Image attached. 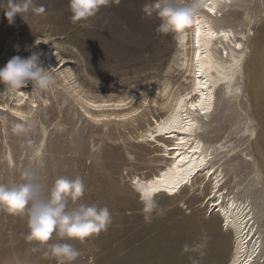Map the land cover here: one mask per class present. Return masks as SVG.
<instances>
[{
    "label": "rangeland",
    "instance_id": "374dc122",
    "mask_svg": "<svg viewBox=\"0 0 264 264\" xmlns=\"http://www.w3.org/2000/svg\"><path fill=\"white\" fill-rule=\"evenodd\" d=\"M154 3L113 0L74 24L69 0H0V68L14 56H29L38 40L43 51L52 48L57 58L74 62L67 67L85 94L103 96L110 104L132 95L136 106L144 105V118L134 127L111 125L101 131L57 88L47 95L49 103L36 98L33 124L0 112V183H20L25 170L36 172L48 187L59 177L79 176L85 194L78 203L110 211L107 230L84 243L49 241L78 249L81 255L73 264H201L208 257L199 248L202 236L213 239L220 228L203 196L191 200L187 190L175 200L157 198L146 211L129 186L133 176H148L157 168L146 156L151 146L135 145L152 119L165 115L154 107L157 88L167 80L174 92L188 87L174 64V33H158L155 11L151 16L144 11L145 4ZM221 12L214 24L231 26L240 40L246 32L248 58L236 87L234 77L216 87V110L199 118V136L216 158H223L230 196L250 201L264 238V0H239ZM230 153L235 156L229 158ZM28 234L27 216L0 210V264H57L51 249L28 240ZM221 240L223 264L231 257L233 240L230 235Z\"/></svg>",
    "mask_w": 264,
    "mask_h": 264
},
{
    "label": "bare ground",
    "instance_id": "6f19581e",
    "mask_svg": "<svg viewBox=\"0 0 264 264\" xmlns=\"http://www.w3.org/2000/svg\"><path fill=\"white\" fill-rule=\"evenodd\" d=\"M237 1L239 0H204V3L214 7V12L202 8L183 35L177 36L174 33L175 59L178 57L174 64L177 66V71L183 74L181 81L188 87H183L184 91L174 92V85L167 80L162 89L157 88L155 94L158 92V97L155 96L158 100L155 101L154 107L156 110H165V115L159 120L153 118L148 128L135 141V145L138 146H151L146 156L150 161V166L157 164V168L150 175H135L130 180L129 186L137 194L140 203L145 205L149 203L143 198L140 184H143L145 188H149L152 182L160 185L159 190L151 194V204L157 198L175 200L185 191L190 190V199L200 200L203 196V203H206L205 207L208 208L211 218L220 224L215 238L202 236L199 248L208 257L201 264H221L219 262L222 257L221 238H229V235L233 240L231 257L227 261L225 259L223 264H264V238L254 217L250 201L238 199L234 195L230 196L221 168L223 158H216L214 150L209 151L210 148L199 136L201 133L199 118H209L216 110L218 94L216 87L220 83L221 85L228 83V80L233 77L234 87H236V82H239L245 74V64L248 58L246 54L247 33H240L243 36L240 40L238 39L239 34L231 26L223 27L214 24L219 12L222 13V9L234 6ZM197 20L202 25L199 47H197L196 36ZM207 29H211L216 36L208 39L204 35ZM220 33L228 34L227 39ZM236 44H240L241 48H236ZM38 49L43 51V46L38 45ZM198 51L203 65L202 70L197 69L196 53ZM43 53L41 59L44 67L49 68L46 65V58L51 62L50 71L54 77V83L43 90L32 89L29 85L15 92H6L4 86L0 87L1 114H7L9 119L23 124H33L39 109L36 98L39 97L43 102L49 103L47 95L50 94L51 89L57 88L58 91H64L78 107L81 117L90 125L101 127L100 131L111 125L113 127H134L139 120L144 118V105L136 106L135 96L129 95L125 99L110 104L109 101L103 100V96L87 95L77 86L71 69L67 67L71 62L74 63L72 60L57 58L52 48L44 50ZM236 61H239V64L234 68ZM197 81L201 83L207 81L208 87L198 90ZM230 84L223 88H230ZM201 95H203V104L207 105V109L202 110L200 106L192 109L190 104L200 100ZM181 100L183 104L180 103ZM93 105H99V107H93ZM174 118L178 121L182 120L185 126H187V121H191L195 127L190 132L177 131L175 128L165 129V126ZM149 133L155 139H151ZM181 140L184 141L183 144L180 143ZM233 156L235 153L228 154L229 158ZM202 160L203 163H201ZM189 169L191 172L186 175ZM202 169L204 170L201 172ZM185 175L186 180L181 181L174 191L170 193L166 190L171 180ZM196 177L202 178L196 180ZM184 183L191 185L187 189L185 187L184 190L181 189ZM160 191H167L169 194L178 192L179 195L168 196L159 193ZM85 264H93V262Z\"/></svg>",
    "mask_w": 264,
    "mask_h": 264
},
{
    "label": "clouds",
    "instance_id": "9594fccd",
    "mask_svg": "<svg viewBox=\"0 0 264 264\" xmlns=\"http://www.w3.org/2000/svg\"><path fill=\"white\" fill-rule=\"evenodd\" d=\"M112 2L69 0L71 20L74 24L86 20L96 15L100 6ZM114 2L119 4L120 0ZM202 8V0H155L154 4H145L144 11L149 16L155 11L160 20L156 29L158 33L180 36ZM38 45L39 41L35 40L29 49V56H14L0 68V84L6 92H15L29 85L32 89L43 90L54 83L50 68L44 67L41 59L44 53L38 49ZM84 194L85 185L79 176L74 179L59 177L48 187L36 172L25 170L21 173L20 183L12 186L0 183V210L12 216H27V239L47 245L57 264H73L81 255L78 249L69 243L50 244L49 241L55 237L61 241L78 240L84 243L106 231L111 224L107 207L78 203ZM70 202L77 206L70 207ZM152 207L148 203L146 211Z\"/></svg>",
    "mask_w": 264,
    "mask_h": 264
},
{
    "label": "snow or ice",
    "instance_id": "6c2138e0",
    "mask_svg": "<svg viewBox=\"0 0 264 264\" xmlns=\"http://www.w3.org/2000/svg\"><path fill=\"white\" fill-rule=\"evenodd\" d=\"M202 4H203V8H207V10L209 12H214V7H210L208 4L204 3V0H202ZM197 24V29H196V36H197V47L200 46L199 44V38L201 36V22L199 20L196 21ZM204 35L208 38H214L216 36V33H214L211 29H207V31L204 33ZM221 36H223L225 39H227V35L226 33H220ZM236 48H241L240 44H236L235 45ZM196 62H197V69L198 70H202L203 65L201 64V57H200V53L199 51L196 53ZM242 59V58H241ZM239 61H236V63L233 65V67H238ZM208 87V83L207 81L201 83L200 81H197V89L199 90L200 88H207ZM237 91H239L237 89ZM181 104H183V100H181L180 102ZM198 106L201 107L202 110H206L207 109V105L203 104V95H201V99L198 100L196 103H191L190 107L192 109H196ZM93 107H99V105H93ZM178 111H180V109H178ZM17 115H20L19 113H17ZM195 127V125L192 124L191 121H187V126H185L184 122L178 121L177 119H173L171 122H169L168 125L165 126V129H170V128H175L177 131H183V132H190L193 128ZM149 137L151 139H155L154 136L151 135V133H149ZM181 144L184 143V141H180ZM199 147V146H197ZM195 151V149H194ZM201 163H203V160L201 161ZM191 169L188 170L187 174H190ZM186 175L185 176H181L177 179L171 180L168 184V187L166 188L167 191H169L170 193L172 191L175 190V187L179 185V183L181 181L186 180ZM160 185L157 184L156 182H152V184L149 186V188H145V186L143 184H140V188L143 192V198L147 199L149 201V206H151V194L158 191L159 190Z\"/></svg>",
    "mask_w": 264,
    "mask_h": 264
}]
</instances>
